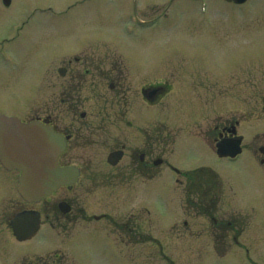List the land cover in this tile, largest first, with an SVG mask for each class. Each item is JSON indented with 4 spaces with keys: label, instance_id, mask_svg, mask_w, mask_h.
Here are the masks:
<instances>
[{
    "label": "flooded vegetation",
    "instance_id": "flooded-vegetation-1",
    "mask_svg": "<svg viewBox=\"0 0 264 264\" xmlns=\"http://www.w3.org/2000/svg\"><path fill=\"white\" fill-rule=\"evenodd\" d=\"M116 41L102 36L71 41L73 47L53 53V62L36 70L34 98H21L15 112L0 110L22 124L38 121L51 128L64 142L58 165L76 169L72 183L37 203L19 197L8 216L9 180L17 184L20 172L0 165V187L8 183L7 191L0 189V231L9 228L15 213L33 211L37 233L49 235L47 226L67 237L76 226L86 233L99 225L108 242L113 235L117 244L131 247L130 257L133 250L155 257L152 248L158 247L160 259L173 263L162 247L174 245L182 258L194 261L264 264V98H215L216 81L225 82L230 71L219 74L221 79L204 65L190 76L189 97L183 71L137 63ZM194 87L206 89L195 93ZM248 100L256 103L250 110ZM220 141L228 149L237 142L238 151L221 155ZM183 149L196 151L180 155H193L196 166L172 161ZM206 160L218 161L234 178ZM163 178L173 183L178 211L166 230L154 226L158 218L147 206L152 184ZM163 202L160 210L167 209ZM46 255H21L14 262L62 264Z\"/></svg>",
    "mask_w": 264,
    "mask_h": 264
},
{
    "label": "rangeland",
    "instance_id": "rangeland-1",
    "mask_svg": "<svg viewBox=\"0 0 264 264\" xmlns=\"http://www.w3.org/2000/svg\"><path fill=\"white\" fill-rule=\"evenodd\" d=\"M206 3V10L202 12L199 0H11L9 7L0 0V39L9 36L8 42L15 37L8 43L4 41L5 50L13 55L14 62L4 64L0 57V110L15 112L21 98H34L36 70L53 62V53L57 56L73 47L71 41L76 45L81 39L88 41L97 36L115 38L121 49L134 53L137 63L183 71L181 76L189 97L193 95L190 76L208 67L221 79L223 76L219 74L230 71L225 82L216 81L212 89L215 98H264V0H247L234 6L222 0H206ZM25 20L27 23L21 25L22 29L11 31V23L19 25ZM240 79L244 81L238 84ZM204 89L194 87L195 93ZM255 104L248 100V109ZM185 151L196 153L192 149L178 150L172 157L176 165L186 167L196 163L191 154L180 157ZM206 161L222 175L234 178L232 172L220 170L218 161ZM9 181L11 192L4 200L8 216L20 200L14 178ZM154 183L148 192V201L149 196L151 201L147 206L153 218H158L154 226L166 230L178 217L177 195L170 178L166 183L164 178ZM7 188L8 183L5 188L0 187L6 191ZM163 201L167 209L160 210L166 207ZM123 205L129 206V203ZM43 228L50 234L41 230L23 242L16 241L9 228L0 231V242H7L2 250L4 263L0 264H18L14 261L21 255L46 254L62 264H226L208 257L196 261L182 258L181 248L174 245L162 247L173 263L160 259L158 247L152 248L155 257L145 258L134 250L131 252L134 257H130L131 247L117 244L113 235L108 237V242L100 233L99 225L91 226V231L86 233L76 226L67 237L47 226ZM79 232L82 233L75 241L74 236ZM158 234L160 239L164 238ZM164 242L167 240L163 239Z\"/></svg>",
    "mask_w": 264,
    "mask_h": 264
},
{
    "label": "water",
    "instance_id": "water-1",
    "mask_svg": "<svg viewBox=\"0 0 264 264\" xmlns=\"http://www.w3.org/2000/svg\"><path fill=\"white\" fill-rule=\"evenodd\" d=\"M244 0H234L241 3ZM8 4L9 0H3ZM232 144L229 152H235ZM64 142L51 128L38 122L22 124L15 117H0V160L9 169L22 171L17 186L27 201L37 202L60 185L72 183L76 170L59 167L56 158ZM225 145L219 143L218 151L226 154ZM18 240L30 238L38 228L37 215L33 211L17 213L10 222Z\"/></svg>",
    "mask_w": 264,
    "mask_h": 264
}]
</instances>
